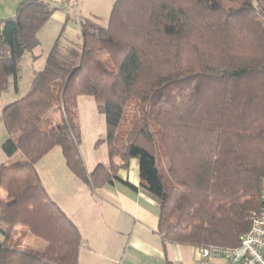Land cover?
<instances>
[{"label": "trees", "instance_id": "trees-1", "mask_svg": "<svg viewBox=\"0 0 264 264\" xmlns=\"http://www.w3.org/2000/svg\"><path fill=\"white\" fill-rule=\"evenodd\" d=\"M53 4L21 0L0 18V95L12 84L18 92L24 55L55 11L74 13ZM79 25L81 43L57 39L27 92L2 109L4 152L26 160L0 162V264H79L80 230L36 169L54 147L92 191L116 180L136 189L118 173L137 159L164 243L238 246L264 177V0H115L107 25L96 15ZM82 95L106 119L109 161L91 172ZM56 109L60 121L49 116ZM30 234L46 245H25Z\"/></svg>", "mask_w": 264, "mask_h": 264}, {"label": "crops", "instance_id": "crops-1", "mask_svg": "<svg viewBox=\"0 0 264 264\" xmlns=\"http://www.w3.org/2000/svg\"><path fill=\"white\" fill-rule=\"evenodd\" d=\"M20 1L0 0V18L13 16ZM85 4L87 0L82 2L80 15L75 14L77 18L86 16L83 14L85 8L90 11L88 16L96 15L101 18ZM62 11V16H57V20H61L63 25L67 24L68 20L74 19L73 17L66 19V12ZM81 41L82 39L77 43ZM31 57L37 60L39 55L34 51ZM104 130L106 131V126ZM98 131L103 133V129ZM6 137V128L0 125L1 146ZM50 152L36 163V169L49 195L80 230L83 240L79 264H124L133 252L147 257L153 264H161V262L165 264L166 258L183 264L185 258L181 248L185 246L164 243L161 238L160 205L150 192L141 187L137 159L131 160L129 169H121L118 173L119 177L133 183L136 189L116 180L112 184L92 191L67 166L61 149V153H55L53 157ZM98 163H108V159L105 162L97 161L95 165ZM88 169L93 170L89 166ZM55 170L58 172L56 180L60 188L49 186L50 182L54 181ZM190 249L193 250L195 264L196 253L193 247ZM169 252L173 254L172 258L169 257Z\"/></svg>", "mask_w": 264, "mask_h": 264}, {"label": "rangeland", "instance_id": "rangeland-1", "mask_svg": "<svg viewBox=\"0 0 264 264\" xmlns=\"http://www.w3.org/2000/svg\"><path fill=\"white\" fill-rule=\"evenodd\" d=\"M49 3L53 4L52 0H45ZM115 0H87V4L89 8H91L96 14L101 16L100 20L104 25H107L109 16L113 7V3ZM54 5V4H53ZM91 11V12H93ZM90 11H87L86 8L83 9V14L88 16ZM63 11L57 10L51 19L39 30L38 39L40 44L35 47L34 51L37 55H39L37 60L32 59V55L27 53L24 55V60L21 64V72H20V88L19 91L16 92L14 89V85L12 84L6 92H3L0 95V125L4 126L2 122V109L6 103L15 101L20 98L23 94L27 92L30 87V81L34 74V72L41 70L44 68L47 60V56L51 51L54 42L57 39H60V43L63 44H74L81 40V31L79 25V19L72 13L71 17L74 19L68 20V23L63 25L61 20H57V16H62ZM175 87H168L165 92L173 90ZM138 101L136 99H132L126 108L127 112L135 113L137 111ZM78 113L80 117V126H81V142H80V150L83 157L85 158V162H87V168L93 169L96 165L97 161L105 162L109 161L108 157V143H107V130L105 131L106 119L105 115L99 111L96 102L94 101L93 96L82 95L78 98ZM96 116L93 117L92 115ZM50 117H54L56 121H60L59 110H54L49 115ZM5 128V126H4ZM103 129V133H99L98 130ZM51 157L55 155V153H61L58 147H54L50 150ZM26 160L23 152L19 151L13 156H8L3 147L0 144V162L5 164H11L14 162H20ZM56 167V164H55ZM56 169V168H55ZM89 170V169H88ZM94 170V169H93ZM92 170V171H93ZM90 171V170H89ZM91 172V171H90ZM58 172L55 170L53 172L54 181L50 182L52 188H60L58 181L56 180ZM49 178V177H48ZM47 180V179H46ZM51 188V189H52ZM0 197H6V193L0 189ZM25 245L32 246L34 248L40 249L43 248L41 246L46 245V243L37 238L34 235H28L25 238ZM182 254H184L185 261L183 264H194V255L193 250L190 247L185 246L181 248ZM171 252V251H170ZM169 252V257L172 258L173 254ZM124 264H153L151 261L144 257L140 253L133 252V254L129 255L128 258L124 261ZM164 264V262H161ZM182 264V263H181ZM195 264L196 261H195Z\"/></svg>", "mask_w": 264, "mask_h": 264}, {"label": "built area", "instance_id": "built-area-1", "mask_svg": "<svg viewBox=\"0 0 264 264\" xmlns=\"http://www.w3.org/2000/svg\"><path fill=\"white\" fill-rule=\"evenodd\" d=\"M52 1L67 7L70 12L79 16L84 0ZM260 186L261 204L252 212L250 227L241 236L240 244L235 247L220 245L193 247L197 264H264V177Z\"/></svg>", "mask_w": 264, "mask_h": 264}]
</instances>
